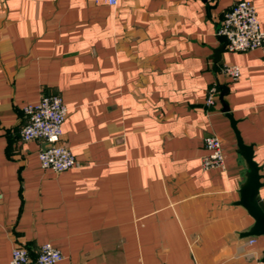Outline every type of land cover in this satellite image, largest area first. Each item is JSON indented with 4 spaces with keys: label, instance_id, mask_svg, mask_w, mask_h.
I'll return each instance as SVG.
<instances>
[{
    "label": "crops",
    "instance_id": "crops-1",
    "mask_svg": "<svg viewBox=\"0 0 264 264\" xmlns=\"http://www.w3.org/2000/svg\"><path fill=\"white\" fill-rule=\"evenodd\" d=\"M251 1L264 29V0ZM231 4L0 0V264L17 244L36 260L45 242L57 264L262 262L264 236H244L248 166L228 114L264 174V49L218 53ZM44 95L69 108L62 143L78 164L62 172L21 135L25 104ZM210 134L225 170L202 167Z\"/></svg>",
    "mask_w": 264,
    "mask_h": 264
},
{
    "label": "built area",
    "instance_id": "built-area-1",
    "mask_svg": "<svg viewBox=\"0 0 264 264\" xmlns=\"http://www.w3.org/2000/svg\"><path fill=\"white\" fill-rule=\"evenodd\" d=\"M116 4L117 0H104ZM230 8L225 12L219 34L227 37V49L232 52H243L264 49V29L260 25L257 9L251 0H231ZM223 72L237 80L241 76V68L237 64H225ZM218 93V85L213 84L208 89L206 104L213 105ZM26 124L21 130L24 140L42 139L45 146L39 151L42 167L62 172L75 167L78 162L72 150L63 145V123L69 108L59 95H44L36 102L25 104ZM1 126V121H0ZM206 154L202 157V167L205 170H225V155L222 140L215 134L204 138ZM3 193L0 192V201ZM256 237L250 243L256 242ZM64 258L60 249L51 242L41 245L38 257L33 260L29 250L22 244H17L12 250L10 264H57ZM260 264H264L261 262Z\"/></svg>",
    "mask_w": 264,
    "mask_h": 264
},
{
    "label": "water",
    "instance_id": "water-1",
    "mask_svg": "<svg viewBox=\"0 0 264 264\" xmlns=\"http://www.w3.org/2000/svg\"><path fill=\"white\" fill-rule=\"evenodd\" d=\"M220 40L223 44L218 49V53L223 52L228 43L225 35H220ZM228 117L236 133L239 152L248 166L246 180L240 188V199L237 203L254 218V223L248 231L244 232V236H264V201L259 198L260 188L264 186L263 166L255 161L253 145L244 142L232 114H228ZM262 262L264 263V254Z\"/></svg>",
    "mask_w": 264,
    "mask_h": 264
}]
</instances>
